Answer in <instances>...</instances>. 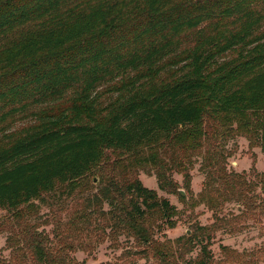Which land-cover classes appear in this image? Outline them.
Segmentation results:
<instances>
[{
    "label": "trees",
    "instance_id": "1",
    "mask_svg": "<svg viewBox=\"0 0 264 264\" xmlns=\"http://www.w3.org/2000/svg\"><path fill=\"white\" fill-rule=\"evenodd\" d=\"M263 106L264 0H0V204L17 225L0 264H81L22 208L58 186L71 194L90 172L98 185L79 187H96L84 199L93 211L107 204L102 229L125 231L156 264H181L199 244L194 263H207L213 232L227 222L214 212L210 226L193 222L189 235L159 240V221L172 228L182 210L102 160L117 150L150 165L158 188L186 204L190 162L165 161V147L184 131L197 149L235 119L264 152ZM19 120L26 125L6 132ZM218 145L204 149L201 169L262 226L264 172L228 171ZM251 257L264 261V244Z\"/></svg>",
    "mask_w": 264,
    "mask_h": 264
},
{
    "label": "rangeland",
    "instance_id": "2",
    "mask_svg": "<svg viewBox=\"0 0 264 264\" xmlns=\"http://www.w3.org/2000/svg\"><path fill=\"white\" fill-rule=\"evenodd\" d=\"M235 117L230 116V118ZM234 120L231 119L225 124L229 126L226 130L227 134H222L220 137L208 134L207 138H202L201 146L197 149L189 148V144L194 140L188 137L186 134L188 132L180 131L178 138L171 144L175 142V145L165 147L167 153H161V157L167 162L171 160L172 154L190 162L185 163L191 177V189L186 192L189 200L186 204L180 201L178 194L158 188L155 171L150 165L131 163L133 161L128 154L117 150L107 151L102 162L113 164L114 173L123 172L124 167V171L129 175L138 177L144 186L155 190L158 196L167 198L171 205L182 210L172 217L175 220V226L172 228L159 221L161 228L155 231V237L159 240L174 241L178 237L189 235L193 222L210 226L216 220L214 216L216 212V215L227 222V225L213 232L205 264H264V261L259 262L251 257L252 252L264 244V220L262 226L250 221L251 219L244 220L243 215H239L243 210L241 204L234 200L224 201L213 184L207 180L205 170L200 167L204 149L211 150L215 143H219L218 146L222 147L221 150L227 157L228 171L237 174L243 171L247 173L251 166H254L258 173L264 172V152L260 147L249 143L248 135L243 134V128H237L240 124ZM25 125L24 121L19 120L6 132L19 131ZM172 174L182 188V172L174 170ZM250 174L252 173H248V178H253L254 176ZM98 178L97 174L90 172L80 185L86 181H93V184H96L93 186H97ZM79 186L71 194H67L69 187L64 185L56 187L52 192L43 193L40 198L33 200L30 206L22 208L30 214L27 221L35 223L38 230H46L51 239L58 232V236L62 237L61 242L72 246L66 253L74 255L81 264H156L152 258L142 256L140 245L125 231L112 232L109 226L102 229L101 221L104 217L102 212L108 209L107 204L102 203L101 211L98 207L93 211L94 207H87L84 199L95 192L96 187L91 192H87L81 190ZM257 192L260 193L259 188ZM208 198L211 202L219 203V209L216 210L217 206L211 209L207 204ZM89 210L92 212L89 213ZM13 212L15 211L0 204L1 258H8L10 255L11 248L8 245L10 231L16 230L17 227ZM87 214H90L88 219L80 217ZM243 225L245 226L240 228ZM58 239L55 238V244L61 245ZM201 255V244H199L181 264H193L194 259Z\"/></svg>",
    "mask_w": 264,
    "mask_h": 264
}]
</instances>
